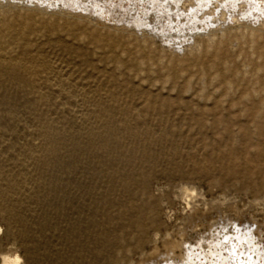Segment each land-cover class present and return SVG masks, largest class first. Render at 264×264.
Instances as JSON below:
<instances>
[{
    "label": "rangeland",
    "instance_id": "374dc122",
    "mask_svg": "<svg viewBox=\"0 0 264 264\" xmlns=\"http://www.w3.org/2000/svg\"><path fill=\"white\" fill-rule=\"evenodd\" d=\"M1 254L264 264V0H0Z\"/></svg>",
    "mask_w": 264,
    "mask_h": 264
},
{
    "label": "bare ground",
    "instance_id": "6f19581e",
    "mask_svg": "<svg viewBox=\"0 0 264 264\" xmlns=\"http://www.w3.org/2000/svg\"><path fill=\"white\" fill-rule=\"evenodd\" d=\"M231 1V0H230ZM226 3V2H225ZM224 4V3H223ZM197 9V8H196ZM213 13V12H212ZM205 14V13H204ZM212 15V14H211ZM48 61V60H47ZM44 62V61H43ZM51 62V61H50ZM55 63H56V61H55ZM52 63H49V64H43V65H40L41 66V68H43V71H49L50 70V68H51V66H53V65H51ZM53 68V67H52ZM53 70V69H52ZM69 71V70H68ZM67 72V71H66ZM70 72V71H69ZM68 74V73H67ZM64 75H66L65 73L64 74H60L59 76H54V77H52L51 79H52V81L54 82V84H55V86H56V88H58V86L60 85V83H63L64 81H66L68 78V76L66 77V76H64ZM74 75V74H73ZM73 75H70V76H72L73 77ZM71 78V77H70ZM69 81V80H68ZM73 81V80H72ZM63 84H65V83H63ZM67 84H68V82H67ZM62 85V84H61ZM68 86H71V85H68ZM61 88H63V87H61ZM69 88V87H68ZM71 88V87H70ZM63 90V89H62ZM73 90V91H72ZM84 90V88H81V87H75V88H73V89H70V90H64L63 92H60V90H59V95H56V96H58L60 99H62V100H66V101H72V100H74V105L76 106V96L78 95V94H80L81 92H79V91H83ZM86 90V89H85ZM84 90V91H85ZM58 93V91L56 92V94ZM77 94V95H76ZM77 106L78 107H80V108H84L85 107V103H77ZM138 119V118H137ZM187 191H189V190H187ZM189 192H191V191H189ZM184 193H185V190H184ZM185 195H186V193H185ZM192 195V194H191ZM190 196V195H189ZM186 197V196H185ZM195 197V196H194ZM191 198V197H190ZM189 198V199H190ZM192 199V198H191ZM222 204V203H221ZM194 205V204H193ZM228 206V205H227ZM221 207V206H220ZM220 207H218V210H220L219 208ZM231 206H229V207H226L225 209H228V208H230ZM215 208V207H214ZM194 210V209H193ZM198 210V209H197ZM232 211V210H231ZM195 212V211H194ZM198 212V211H197ZM200 212V211H199ZM207 212V211H206ZM192 213V212H191ZM220 213V212H219ZM237 213V212H236ZM238 214H239V212H238ZM242 214V213H241ZM240 214V215H241ZM195 216V215H194ZM187 217V216H186ZM189 217V216H188ZM193 217V216H192ZM238 217V216H237ZM192 221H193V218H189V220L186 222V225H187V227L189 226H191L193 223H192ZM194 222V221H193ZM185 224V223H184ZM254 224V223H253ZM194 226H195V223H194ZM254 226H255V229H257V227H258V224L256 223V224H254ZM183 227H185V225L183 226ZM196 227V226H195ZM194 227V228H195ZM249 228V227H248ZM254 230V229H253ZM179 231H181V230H179ZM184 231H187V230H185L184 229ZM195 231V230H194ZM177 233V232H176ZM180 235V234H179ZM184 235V234H183ZM181 237V236H180ZM179 239V238H178ZM204 241V240H203ZM169 242V241H168ZM165 243L166 244V252H165V255H169L170 254V252L175 248L176 249V247H178L179 246V243L178 242H170V243ZM189 243V242H188ZM174 249V250H175ZM193 249V248H192ZM151 250V249H150ZM158 250V249H157ZM173 250V251H174ZM151 252H154V251H152L151 250ZM164 253V252H163ZM147 256V255H146ZM264 256V255H263ZM161 256L159 255V254H152L149 258H146V259H148V261L147 262H149V261H152V260H157V258H160ZM163 258V257H162ZM161 259V258H160ZM183 259V258H182ZM0 260L2 261V264H16L17 262H18V260H19V257L17 256V255H15V254H1V256H0ZM174 260V259H173ZM157 261H159V260H157ZM146 262V263H147ZM218 263V262H217ZM215 264V263H214Z\"/></svg>",
    "mask_w": 264,
    "mask_h": 264
}]
</instances>
